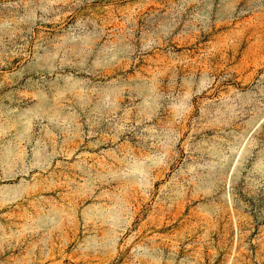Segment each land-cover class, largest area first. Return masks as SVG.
I'll return each mask as SVG.
<instances>
[{"label":"rangeland","instance_id":"374dc122","mask_svg":"<svg viewBox=\"0 0 264 264\" xmlns=\"http://www.w3.org/2000/svg\"><path fill=\"white\" fill-rule=\"evenodd\" d=\"M0 264H264V0H0Z\"/></svg>","mask_w":264,"mask_h":264}]
</instances>
